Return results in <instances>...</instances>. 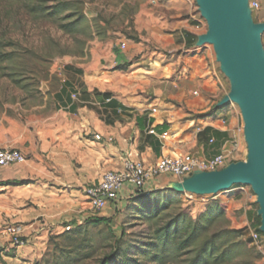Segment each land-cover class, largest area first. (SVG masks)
Listing matches in <instances>:
<instances>
[{
	"label": "crops",
	"instance_id": "0c3cea01",
	"mask_svg": "<svg viewBox=\"0 0 264 264\" xmlns=\"http://www.w3.org/2000/svg\"><path fill=\"white\" fill-rule=\"evenodd\" d=\"M260 3L264 10V0ZM198 18L195 0L145 1L135 20L136 41L121 37L125 50L118 55L110 50L105 64L68 71L54 93L51 117L33 130L0 129V147L18 149L27 158L0 167V264H34L41 240L67 221L117 216L140 193L133 185L124 184L100 213L90 209L84 189L105 172L120 170L127 154L146 165L177 155L211 160L234 153L231 163L243 161L247 145L240 110L234 104L217 107L230 83L209 47L195 51L202 35L195 28ZM118 72L119 82L113 81ZM182 180L161 176L146 191ZM231 194L247 221L260 227L246 189L234 187ZM8 224L18 227L27 246L11 245Z\"/></svg>",
	"mask_w": 264,
	"mask_h": 264
},
{
	"label": "rangeland",
	"instance_id": "374dc122",
	"mask_svg": "<svg viewBox=\"0 0 264 264\" xmlns=\"http://www.w3.org/2000/svg\"><path fill=\"white\" fill-rule=\"evenodd\" d=\"M145 1L0 0V129L33 130L51 117L68 71L105 64L121 37L136 41ZM253 19L263 23L264 10ZM242 187L259 210L252 188ZM189 196L161 190L128 200L110 219L67 221L41 240L34 264H101L107 257L108 264H264V243L252 241L255 222L247 221L231 190ZM68 225L70 232L63 229Z\"/></svg>",
	"mask_w": 264,
	"mask_h": 264
},
{
	"label": "water",
	"instance_id": "95a60500",
	"mask_svg": "<svg viewBox=\"0 0 264 264\" xmlns=\"http://www.w3.org/2000/svg\"><path fill=\"white\" fill-rule=\"evenodd\" d=\"M207 31L198 47L210 45L229 93L218 103L238 106L244 125L247 159L211 172L197 171L168 189L194 196H216L235 186H249L257 197L264 235V22L256 23L250 0H195Z\"/></svg>",
	"mask_w": 264,
	"mask_h": 264
},
{
	"label": "built area",
	"instance_id": "2783aa9c",
	"mask_svg": "<svg viewBox=\"0 0 264 264\" xmlns=\"http://www.w3.org/2000/svg\"><path fill=\"white\" fill-rule=\"evenodd\" d=\"M250 9L253 14L261 11L260 0H250ZM195 28L202 34L207 31V24L200 14ZM208 46L210 45L203 47ZM203 47H197L195 51H199ZM125 48V44L119 46L120 50H125ZM153 113H156V109H153ZM150 134L156 135V130L152 129ZM168 136L169 133L166 132L161 135V138L165 139ZM94 138L96 141L102 140L101 135H95ZM109 141L113 142V139L111 138ZM234 157V153H229L228 155L221 154L211 160L201 159L192 155H177L161 159L154 165H146L142 161H135L130 154H127L123 159L120 170L107 171L102 174L99 181L85 187L84 196L90 209L95 213H100L107 208L116 193L126 183L133 185L139 192H146L147 184L153 179L161 176H174L184 179L197 171L211 172L221 170L227 167L231 161H234ZM26 161V156L20 150L0 147V167L10 168L14 165L24 164ZM189 197L193 198L197 196L191 195ZM204 197L206 196H202L201 198ZM73 228V225H68L63 229L66 232H70ZM5 230L14 248H22L29 244L22 237L17 226L9 224ZM251 236L253 243L257 247H261L262 243H264V235L257 229H254L251 232Z\"/></svg>",
	"mask_w": 264,
	"mask_h": 264
},
{
	"label": "trees",
	"instance_id": "16d2710c",
	"mask_svg": "<svg viewBox=\"0 0 264 264\" xmlns=\"http://www.w3.org/2000/svg\"><path fill=\"white\" fill-rule=\"evenodd\" d=\"M117 55L119 54V51H116ZM236 187V186H235ZM158 191H154V192H140L137 196V198H150L152 197L155 193H157ZM100 220L102 219H99V220H96L95 222L98 223L100 222ZM104 221H107L106 219H104ZM261 224V218L258 216L257 217V220H256V225L260 226ZM257 230L260 232L259 230V227L257 228ZM111 260V257H107L105 258L101 264H108V262Z\"/></svg>",
	"mask_w": 264,
	"mask_h": 264
}]
</instances>
